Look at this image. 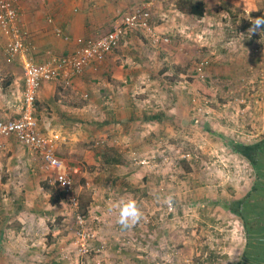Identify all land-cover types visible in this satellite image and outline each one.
Here are the masks:
<instances>
[{
    "label": "crops",
    "instance_id": "1",
    "mask_svg": "<svg viewBox=\"0 0 264 264\" xmlns=\"http://www.w3.org/2000/svg\"><path fill=\"white\" fill-rule=\"evenodd\" d=\"M14 1L22 28L27 32L26 40L34 48L25 55H12L7 48L8 38L0 30V120L16 119L21 114L27 60L44 62L53 56L71 54L78 46L79 37L104 35L123 14L145 2L154 3L152 24L156 30L179 34L171 43L162 41L157 45L148 34L130 31L120 46L103 60L89 65L82 74L74 75L71 85H66L61 77L42 84L36 100L39 129L55 139L58 155L64 159L67 170L79 169L73 176L75 180L82 178L81 190H90L87 197L90 211H101L105 204L111 205L121 189L127 191L136 187L149 191L152 188L150 173H144L141 184H137L134 171H102L100 165L110 164L116 157L113 155L116 149L112 152L102 148L97 150V144H103L105 140L102 130L114 132L116 128L118 134L122 127H144L138 136L145 141L149 138V135L146 138L145 130L149 123L163 128L165 122L172 119V114L174 119L177 118L175 114L179 111L192 114L190 118L183 116L180 125L192 126L196 137L200 129L208 134V138L214 127L228 128L220 124L227 120L236 119L238 128L245 127L243 122L248 123L241 115L242 112L251 113L248 103L236 106L228 98L239 97L238 94L243 96L244 102L250 98L244 89L248 88L250 69L258 57L252 51L257 37L251 35L249 29L253 27L252 20L264 16V0ZM195 3L203 10L202 16L192 12ZM262 29L264 26L258 30ZM201 33H206L211 42L205 43L208 47H202V52H215L211 76L222 82L223 88L220 85L219 88L226 91L221 107L223 118L218 122L200 118L198 104L193 101V96L199 92L191 79L197 78L193 73L194 52L200 51L198 48L203 45L205 37ZM183 36H190V40ZM237 85L241 86V93L234 87ZM210 90L213 95L207 97L215 98L214 86ZM155 93L163 95L165 100L168 95V106L151 100ZM220 96V93L216 94L218 100ZM151 105L155 107L151 108ZM207 110L215 112L212 107ZM254 112L256 118L250 122L264 128V104ZM214 114L212 120L221 113ZM152 116L158 119H150ZM231 134L224 133L221 137L231 151L250 161L254 172L251 186L234 201L235 210H232L234 203L230 206L241 218L247 235L242 260L253 262L252 257H259L256 250L264 245V221L257 215V209L264 203V134L256 137L254 143L241 141L240 135L232 138ZM155 136L162 138L161 133ZM114 137L117 140L119 136ZM237 144L255 146L248 156L243 150H235ZM0 146V264H74V255L81 254L79 249L85 248H79L84 242L78 232L74 235L76 245L70 246L68 215L70 210L75 215L80 213L81 205L76 209L66 200L60 187L48 180L39 155L16 136L0 133ZM247 210L251 221L246 220ZM91 235L90 252L100 251L109 256L107 264H125L124 258L133 255L130 248L122 247L121 237L117 234L112 238L109 236V247L106 235L96 229Z\"/></svg>",
    "mask_w": 264,
    "mask_h": 264
},
{
    "label": "rangeland",
    "instance_id": "2",
    "mask_svg": "<svg viewBox=\"0 0 264 264\" xmlns=\"http://www.w3.org/2000/svg\"><path fill=\"white\" fill-rule=\"evenodd\" d=\"M156 32L168 38L164 42L171 43L179 37V34L175 35L173 32L165 34L159 29ZM201 34H204L205 38L203 45L200 44L198 48L200 51L194 52L196 64L193 73L208 83L210 87L214 86L215 98H209L196 90L197 94L193 96V101L198 104L197 113H200V118L218 122L220 118H223L221 107L225 102L226 91L225 93L222 92L219 88V85L223 88L222 82L213 79L211 76L215 52H209V54L202 52V47H208L205 43L210 44L211 42H208L206 33ZM250 34L257 37V43L264 35V29H257ZM183 38L190 40V36H183ZM160 42L162 41L155 42V44L158 45ZM256 43L253 45L252 51L257 55L258 60L254 62L255 65L252 63L254 66L250 69L251 81L247 84L248 88L244 89L250 98L247 102L242 100L241 94H238L239 97L235 95L228 98L236 106L248 103L249 106L247 107L251 113L247 112L249 115L244 112L241 113L243 120L245 118L248 120V123L243 122L245 127L238 128L236 119L227 120L226 123L220 124L228 128L214 127L211 131L213 134L208 138L206 137L208 134L200 129L198 130L199 135L196 137L194 136L196 132L192 126L180 125L183 116L190 118L192 114L188 113L189 111L187 114H182L179 111L175 114L177 118L174 119V114H172V119H168L163 128L161 126L158 128V126L149 123V127L147 126L145 129L146 138L148 135L149 138L145 141L140 140L138 136L144 127H122L118 134L115 133L118 131L116 128L114 132L113 130H102L105 134L103 137L105 140L103 144L101 142L97 144V150L102 148L104 151L112 152L116 149L113 151V155H116L115 158L118 159V162L100 165L102 171H134L137 184H141L144 173H150V180L152 181V188H149V191L135 187L127 191L121 189L119 194H115L118 198H113V203L121 197L134 198L143 212L142 220L132 229L124 231L117 223V213L110 211L113 203L111 205L105 204L106 206H102L101 211H90L87 200L90 190L80 189L81 177L76 180L81 211L87 208L85 230L91 233L96 229L106 235L108 247L111 244L109 236L111 238L114 237V234L120 236L122 247H128L133 251V255L124 258L125 264H146L145 262L147 264H239L242 262L247 235L241 218L237 216L235 211H231L230 206L242 194L246 193L255 178L250 161L231 151L221 134L232 133L230 135L232 138L240 135V140L246 143H254L256 137L264 134L262 126H258V124L255 126L250 122L252 118H256L254 109H259L260 105L264 104V97L261 98L257 95V92L264 88V79L261 74L264 64H260L261 45L259 52H256L255 49L258 46ZM202 61H206L207 64L200 73L198 67ZM210 77L212 80L209 79ZM234 87L238 89L237 91H242L240 85ZM217 93L221 95L219 100L216 97ZM140 99L142 100L141 97ZM152 99L161 105H166V102L169 103V96L167 95V100H165V97L161 96L160 93H155ZM154 101L152 103H156ZM150 107L155 106L151 105ZM210 107L215 112L221 113L217 115L216 120H212V116H216L215 112L207 110ZM233 125L235 126L232 127ZM155 131L161 133V139L155 136L157 135ZM114 135L119 136L117 140H115ZM98 140L100 141L101 138ZM143 157L148 158L149 165L139 163L138 159ZM169 196L172 197L171 205L164 202L165 198ZM233 208L232 210H235V203ZM245 214L246 220L251 221L252 217L247 216L249 210ZM257 215L264 221V203L257 209ZM68 216L70 222L67 232L71 239V246L76 245L74 235L81 230V226L77 222L73 210H70ZM160 231L165 234L161 233L157 240ZM90 237L92 235L84 243L88 250L85 252L79 249L81 254L77 252L72 259L74 264H107L106 260L109 256L106 257L103 252L92 250L93 256L90 254L92 247V241H89ZM104 245L107 247V244ZM72 251L74 253L75 250ZM256 252L260 257L257 258L259 264L264 262V245H261ZM211 253H215L217 257L211 259ZM253 262L258 264L257 261Z\"/></svg>",
    "mask_w": 264,
    "mask_h": 264
},
{
    "label": "built area",
    "instance_id": "3",
    "mask_svg": "<svg viewBox=\"0 0 264 264\" xmlns=\"http://www.w3.org/2000/svg\"><path fill=\"white\" fill-rule=\"evenodd\" d=\"M153 4V1H148L123 14L112 28L100 37H79L78 46L71 54L53 56L44 62L27 60L21 114L16 119L0 120V133L5 136H16L23 144L35 151L41 158L42 166L48 174V180L60 187L66 200L76 209L80 205V196L73 173L79 172V169L74 168L73 171H68L64 159L58 155L55 139L40 131L36 116V100L39 90L44 82L59 77L65 80L66 85H71L74 75L82 74L89 65L103 60L108 53L120 46L122 39L130 31H142L155 42L167 41L168 38L157 33L152 24ZM19 15V9L14 0H0V30L8 38L7 48L12 55H25L34 48V45L26 40L27 32L22 28ZM60 31L58 29V33ZM258 42L255 50L259 52L261 45L260 62L264 64V35ZM205 64H207L206 61H202L198 67L200 73L205 68ZM261 74L264 79V69ZM259 96L264 97V88ZM1 152L2 146H0ZM138 161L143 165H149L147 157L140 158ZM76 218L81 226L78 236L85 243L91 235L85 230V216L77 213ZM84 243L81 246L86 252Z\"/></svg>",
    "mask_w": 264,
    "mask_h": 264
},
{
    "label": "clouds",
    "instance_id": "4",
    "mask_svg": "<svg viewBox=\"0 0 264 264\" xmlns=\"http://www.w3.org/2000/svg\"><path fill=\"white\" fill-rule=\"evenodd\" d=\"M252 25L253 27L249 29L250 33L264 26V16L252 20ZM164 202L171 205L172 197L165 198ZM110 211L117 213V223L124 231L132 229L143 218V212L134 198L121 197L112 205Z\"/></svg>",
    "mask_w": 264,
    "mask_h": 264
},
{
    "label": "trees",
    "instance_id": "5",
    "mask_svg": "<svg viewBox=\"0 0 264 264\" xmlns=\"http://www.w3.org/2000/svg\"><path fill=\"white\" fill-rule=\"evenodd\" d=\"M192 12H194L195 14H197L198 16H202L203 15V10L201 8H199V5L198 3H195L193 5V7L191 8ZM191 84L203 95L205 96H212L213 95V92L210 90V87L208 86L207 83H205L203 80L199 79L198 77L197 78H193L191 79ZM150 119H158L157 116H152ZM240 146L242 147L240 149ZM254 146L255 145H248V144H244V145H234V148L236 151H239V150H243L242 152H246L248 156H250L252 154L251 150H254ZM253 159V157H252ZM113 162H118V159L117 158H114L113 160H111ZM80 211H81V208H80ZM82 215H86L87 213V208L86 209H83V211L80 212ZM211 259H214L217 257V255L214 253H211L210 255ZM252 260L253 261H257V263L259 264V260L255 257H252ZM249 260H242V262H240L239 264H254V262H249ZM260 264H264V262H261Z\"/></svg>",
    "mask_w": 264,
    "mask_h": 264
}]
</instances>
